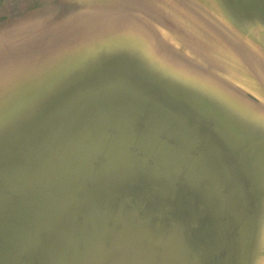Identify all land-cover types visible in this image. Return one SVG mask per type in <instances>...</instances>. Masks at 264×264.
I'll list each match as a JSON object with an SVG mask.
<instances>
[{
	"label": "water",
	"instance_id": "95a60500",
	"mask_svg": "<svg viewBox=\"0 0 264 264\" xmlns=\"http://www.w3.org/2000/svg\"><path fill=\"white\" fill-rule=\"evenodd\" d=\"M13 1L0 38L25 28L23 50L84 11ZM180 1L215 3L264 50V0ZM164 10L144 36L110 32L0 98V264H263L264 102L161 56L182 55Z\"/></svg>",
	"mask_w": 264,
	"mask_h": 264
},
{
	"label": "bare ground",
	"instance_id": "6f19581e",
	"mask_svg": "<svg viewBox=\"0 0 264 264\" xmlns=\"http://www.w3.org/2000/svg\"><path fill=\"white\" fill-rule=\"evenodd\" d=\"M212 5L211 14L200 15L193 6H186L180 0H84L83 13L85 10L87 12L77 14L71 21L68 20L54 29L41 32L40 35L44 37L40 36L39 40L34 41V45L28 49L26 47L25 52L21 42L27 37L26 29L15 28L14 41L6 35L3 39L0 38V98L12 91L20 82L33 78L42 71L50 70L60 58L90 46L111 35L110 32L121 34L136 31L137 34L144 36L141 20L149 19L151 26L154 25V15L163 7L176 21L181 36L177 37L178 42L175 43L178 45L175 49H179L183 56L179 57L173 51H157L154 37L152 35L144 37L145 41H149L153 51H157L161 56L168 55L193 64L185 69L192 73H205L217 77L220 81L216 84L232 91L236 97L244 99L238 91L246 90L255 93L264 102V94L259 90L262 84L264 89V67L261 68L260 76L245 60L252 52L264 63L263 48L250 37L237 33L220 14L217 5L213 2ZM119 16L122 20H118ZM155 35L162 44L168 43V34L163 31L161 25H158ZM54 36L57 37L53 38ZM211 66L218 72L217 74L211 71ZM227 81L232 85L228 86L225 83Z\"/></svg>",
	"mask_w": 264,
	"mask_h": 264
},
{
	"label": "rangeland",
	"instance_id": "374dc122",
	"mask_svg": "<svg viewBox=\"0 0 264 264\" xmlns=\"http://www.w3.org/2000/svg\"><path fill=\"white\" fill-rule=\"evenodd\" d=\"M13 2H14L13 0H7L4 2V4H1L2 9H0V13L4 11V8H6V12H7V9L12 7ZM8 17H9L8 15H0L1 23H5Z\"/></svg>",
	"mask_w": 264,
	"mask_h": 264
}]
</instances>
